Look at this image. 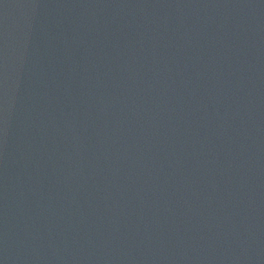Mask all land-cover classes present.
Listing matches in <instances>:
<instances>
[{
  "label": "water",
  "instance_id": "water-1",
  "mask_svg": "<svg viewBox=\"0 0 264 264\" xmlns=\"http://www.w3.org/2000/svg\"><path fill=\"white\" fill-rule=\"evenodd\" d=\"M0 264H264V0H0Z\"/></svg>",
  "mask_w": 264,
  "mask_h": 264
}]
</instances>
